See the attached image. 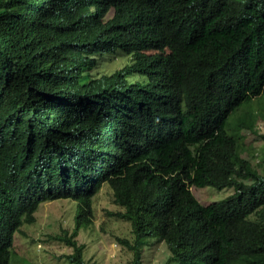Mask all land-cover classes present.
Wrapping results in <instances>:
<instances>
[{
  "label": "trees",
  "instance_id": "obj_1",
  "mask_svg": "<svg viewBox=\"0 0 264 264\" xmlns=\"http://www.w3.org/2000/svg\"><path fill=\"white\" fill-rule=\"evenodd\" d=\"M116 51L127 65L92 73ZM261 94L264 0H0V264L56 199L76 202L55 238L85 264L75 237L103 185L131 264L151 237L165 264H264V172L228 131ZM205 186L234 192L204 205L191 188Z\"/></svg>",
  "mask_w": 264,
  "mask_h": 264
},
{
  "label": "rangeland",
  "instance_id": "obj_2",
  "mask_svg": "<svg viewBox=\"0 0 264 264\" xmlns=\"http://www.w3.org/2000/svg\"><path fill=\"white\" fill-rule=\"evenodd\" d=\"M97 66L93 74H111L127 65L130 57L122 51L105 53L97 56ZM131 83H141L144 78L138 75L128 77ZM264 94L254 97L246 105L228 116V131L236 139L240 157L252 168L264 172ZM262 115V116H261ZM252 118V120H251ZM255 133L245 132L244 125ZM229 123V122H228ZM246 134V135H245ZM245 137H244V136ZM243 147H242V146ZM191 192L201 204L221 200L234 192L233 187L216 189L211 186L191 188ZM112 203V204H111ZM94 218L90 225L78 231L75 240L83 246L82 257L85 264H131L134 261L133 250L119 242L125 238L134 243L130 223L110 216L119 208L113 203L112 191L103 185L93 199ZM76 202L71 199H56L41 203L34 212L35 220L22 225L23 234L16 233L9 257V264H75L65 255L73 252L72 247L55 238L68 235L74 228ZM140 248L139 264H165L169 250L164 241L154 237L147 239ZM171 264H183L176 260Z\"/></svg>",
  "mask_w": 264,
  "mask_h": 264
},
{
  "label": "bare ground",
  "instance_id": "obj_3",
  "mask_svg": "<svg viewBox=\"0 0 264 264\" xmlns=\"http://www.w3.org/2000/svg\"><path fill=\"white\" fill-rule=\"evenodd\" d=\"M112 204V203H111ZM129 222V221H128ZM245 259H246V257H244ZM244 258H243V260H244ZM247 260V259H246Z\"/></svg>",
  "mask_w": 264,
  "mask_h": 264
}]
</instances>
